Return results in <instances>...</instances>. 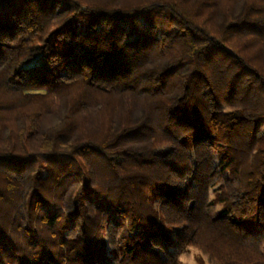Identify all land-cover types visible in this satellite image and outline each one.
I'll list each match as a JSON object with an SVG mask.
<instances>
[{
	"label": "trees",
	"instance_id": "1",
	"mask_svg": "<svg viewBox=\"0 0 264 264\" xmlns=\"http://www.w3.org/2000/svg\"><path fill=\"white\" fill-rule=\"evenodd\" d=\"M263 242L264 0H0V264Z\"/></svg>",
	"mask_w": 264,
	"mask_h": 264
},
{
	"label": "rangeland",
	"instance_id": "2",
	"mask_svg": "<svg viewBox=\"0 0 264 264\" xmlns=\"http://www.w3.org/2000/svg\"><path fill=\"white\" fill-rule=\"evenodd\" d=\"M216 194L215 190H212L211 198H213ZM217 208H221L220 205ZM262 249L264 251V242L262 244ZM210 256L195 247L187 248L181 256V264H214L210 261Z\"/></svg>",
	"mask_w": 264,
	"mask_h": 264
}]
</instances>
